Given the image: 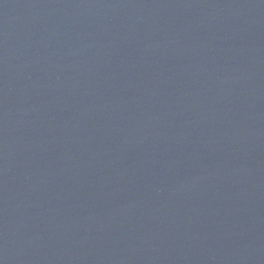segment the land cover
Here are the masks:
<instances>
[{
  "label": "water",
  "instance_id": "95a60500",
  "mask_svg": "<svg viewBox=\"0 0 264 264\" xmlns=\"http://www.w3.org/2000/svg\"><path fill=\"white\" fill-rule=\"evenodd\" d=\"M0 264H264V0H0Z\"/></svg>",
  "mask_w": 264,
  "mask_h": 264
}]
</instances>
